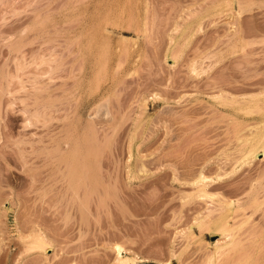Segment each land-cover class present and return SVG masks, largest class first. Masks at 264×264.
<instances>
[{"label":"rangeland","instance_id":"1","mask_svg":"<svg viewBox=\"0 0 264 264\" xmlns=\"http://www.w3.org/2000/svg\"><path fill=\"white\" fill-rule=\"evenodd\" d=\"M263 141L264 0H0L1 264H264Z\"/></svg>","mask_w":264,"mask_h":264},{"label":"bare ground","instance_id":"2","mask_svg":"<svg viewBox=\"0 0 264 264\" xmlns=\"http://www.w3.org/2000/svg\"><path fill=\"white\" fill-rule=\"evenodd\" d=\"M262 133H263V131H262ZM262 140H263V138H262ZM262 142V141H261ZM264 142V141H263ZM264 144V143H263ZM252 146V145H251ZM254 147H256V145L254 146ZM255 151V150H254ZM256 153V152H255ZM251 157H253V156H251ZM249 159V158H248ZM78 161V160H77ZM75 162V161H74ZM73 166V165H72ZM76 166V165H75ZM143 166H145V165H143ZM74 168H76V167H73V169ZM90 169V168H89ZM93 169V168H92ZM75 170H73V172H74ZM77 171V170H76ZM141 172V171H140ZM77 173H78V171H77ZM76 173V174H77ZM91 173V172H90ZM92 174H94V173H92ZM202 174V173H201ZM199 175L197 178H195L197 181H199V180H201L202 181V179H203V177H202V175ZM95 175V174H94ZM73 176V175H72ZM77 176H78V174H77ZM92 176V175H91ZM193 176H195V175H193ZM90 177V176H89ZM93 177V176H92ZM91 178V177H90ZM94 179H95V177H93ZM193 178V177H192ZM75 179H77V178H75ZM79 179V178H78ZM190 179V178H189ZM188 179V180H189ZM73 180V179H72ZM187 180V179H186ZM204 180V179H203ZM74 181V180H73ZM77 181V180H76ZM97 181V180H96ZM193 181V180H192ZM191 181V182H192ZM92 182V181H91ZM90 182V183H91ZM98 183V182H97ZM97 183H95V184H97ZM199 183V182H198ZM77 184H79L78 182H77ZM76 185V184H75ZM90 185V184H89ZM91 186H92V183H91ZM204 188V187H203ZM96 189V188H95ZM204 192H206V191H204ZM109 193V192H108ZM36 226V225H35ZM40 226V225H39ZM204 226V225H203ZM37 227V226H36ZM42 228V227H41ZM32 229H33V227H32ZM34 230V229H33ZM36 228H35V231H33L34 233L36 232ZM222 232H224V231H222ZM37 233H38V231H37ZM32 234V233H31ZM36 234V233H35ZM40 235L42 234V233H39ZM33 237V236H32ZM29 238V237H28ZM1 240V239H0ZM1 243V242H0ZM46 244H48V243H46V240L44 239V237H42V235H41V237L38 235V237L36 238H34L33 240H32V245L31 244H29V245H31L30 246V250L32 251V250H40L41 251V249H43L42 251H46ZM115 244V243H114ZM117 245V244H116ZM121 246V245H120ZM6 247H8V246H6ZM121 247H123V246H121ZM7 250V249H6ZM116 250H117V253H118V255L120 256L119 257V259H118V264H128V261H125V260H123V258H122V256H121V248L119 247V246H117L116 247ZM2 253H3V251H1ZM16 252V251H15ZM27 252V251H26ZM30 252V251H29ZM6 253V252H5ZM35 253H36V251H35ZM26 254H28V253H26ZM5 257H6V255L5 254H3ZM30 255V254H29ZM0 256H2V255H0ZM3 256V257H4ZM27 256V255H26ZM24 257V256H23ZM125 258V257H124ZM1 259V258H0ZM1 261V260H0ZM1 264V263H0ZM59 264H60V262H59Z\"/></svg>","mask_w":264,"mask_h":264}]
</instances>
